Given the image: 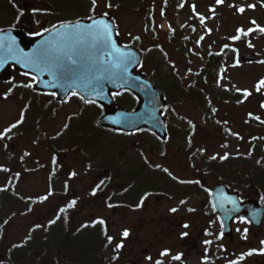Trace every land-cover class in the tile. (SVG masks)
<instances>
[{
  "label": "rangeland",
  "instance_id": "obj_1",
  "mask_svg": "<svg viewBox=\"0 0 264 264\" xmlns=\"http://www.w3.org/2000/svg\"><path fill=\"white\" fill-rule=\"evenodd\" d=\"M43 1L14 0L22 10V19L28 29H32L31 32L39 31L44 27L45 21L41 17L45 12L41 6H44L46 1ZM83 2L84 6H88L86 0H83ZM195 3L197 6H195L194 16L199 15V18L202 16L204 20L203 22L200 20L198 32L194 35V49L190 54H183L182 51L175 50L167 42L164 37L165 33L169 31L166 21L161 22L160 27H158L160 35L157 40L165 47L164 58L165 63L168 65H165V67L169 68L166 71L177 72L182 79L183 89L187 86V79H190L200 69L203 60L211 54H219L221 49L230 51L228 52L229 58L233 53L237 55L238 59L245 53L252 52L257 55L259 62L255 64L238 65V67L225 70L223 81L218 84L219 89L222 87L238 88L242 93L245 91L250 93L241 103H225L224 101L218 103L219 107L223 106L220 105L222 102L225 103V108L220 116L224 122L228 123L233 136L220 127L207 125L206 120L191 102L179 101L176 104L174 103L173 108L165 112V117L169 121L168 124L176 138L174 139L176 145L166 144L161 147L160 151L162 153L153 156L142 146L137 147V144H132L130 148L134 152L131 158L138 159L141 164L148 163L154 169L166 170L167 174L171 175L173 179L183 185L190 186L176 183L181 186L182 192L170 191L173 192L172 197L162 189L164 194H154L144 202L141 210L136 211L131 210L130 207L113 209L102 201L89 206L84 203L89 195L87 189L95 184L91 183V174L93 175V173L92 170L88 169L90 159L87 156L80 158L75 151L71 153L67 151L66 153L71 156L69 160L71 164L70 171L75 172V177L78 179L77 182H68L73 191L86 189L80 197L81 200L77 198L79 200L78 204L69 207L71 200L58 195V193L52 195L49 189H45L49 184L50 177L53 175L51 162L54 153L50 145V139L61 131L69 116L78 112L77 106L63 105L55 117L40 122L41 128L46 130L48 134L45 144L36 139L35 136L32 143L29 137L16 135V133L9 135L4 140L7 146L0 148V189H4L1 186L7 185L9 178L14 175L13 169L16 167L17 162H21V157L26 156L27 152H31L37 159H45L46 164H49V166L44 170L49 171L50 176L47 181V172L37 168L40 163L35 158L30 162L35 166L31 178L27 179L26 173L23 172L22 178L18 179L19 189H17V193L22 198H35L38 200V197L41 199V197L47 196V200L44 199V201L49 202L40 208V213H33L32 217H12L8 226L4 229L3 238L0 241V262L6 260L4 256L6 247L15 241L22 240L27 235L29 228L36 225L31 226L34 220L38 222L45 221L52 210L55 215L56 204L59 201L61 206L67 208L66 217H72L75 223L77 221L85 223L86 218H88V222H91L92 217L96 221L103 219L106 222L107 236L113 237V241L111 244L107 243V248L101 252L103 264H151L146 257L151 256L156 259L159 256L158 254L165 249L170 250L171 256L183 253L188 264H202L200 262L201 255L206 249L204 243L210 242L209 239H214L210 234L217 235L218 232L217 225H211L203 215L204 210H208L204 190L211 189L218 183L228 182L222 178L221 174L209 172L206 162L204 167V161L213 159V157L218 161L225 155L228 157L244 155L248 153L252 146V142H250L252 136L254 134L264 135V106H262L264 105V88L257 91L259 82L264 80V32L259 31V29L264 28V6L255 0H223V3L220 4L217 3V0H195ZM24 4L31 5L37 13V17L33 14L35 12L25 11ZM150 4L151 0H145L142 9L136 12L124 11L125 13L121 14L118 11L108 12L106 1L97 0L95 12L100 14L110 13L118 21L121 19L123 37L128 41L133 36L141 35L143 27L141 18ZM157 4L161 8L163 0H157ZM170 4L174 7L176 1L171 0ZM211 5L212 8L208 12L207 8ZM1 6L3 5L0 4ZM240 7L245 9L242 14L237 10ZM78 11L80 10L78 9ZM169 13L171 14L172 26L178 29L188 22V14L191 11L188 10L186 14L178 16L174 9L171 12L169 10ZM3 23L4 19L0 16V25ZM238 29H243V33L238 32ZM254 32L259 33L256 38H253L251 34L247 36L249 33ZM245 35L247 37L241 41L242 36ZM237 36H239V39H234ZM25 83H30V81L25 77H17L5 88L0 85V133L4 132L11 124L17 123L21 113V104L19 105L18 98L8 94L5 99V94L12 86L23 89L24 87L21 85ZM255 115H259L262 125L255 126L248 123V120H251L249 118H253ZM238 134L242 135L241 140L234 138ZM182 137L185 139H182ZM11 146L14 152L9 155L11 154ZM139 166V163H136L135 168L137 169ZM132 171L133 168H129V172ZM67 176H69L67 173L64 174V177ZM225 179L230 180L231 183H234L235 180L239 181L230 172L225 173ZM195 181H199V183H195ZM122 183L123 181L112 178L108 184L109 189L116 188ZM152 183L156 184V181ZM195 184H197L196 187ZM103 187L105 186L103 185ZM193 187L194 189H200L196 194V199H194V196L185 193L188 191L186 188ZM55 191L61 192V189H55ZM158 191L160 190L157 189L156 193ZM173 208L177 209L175 213L170 211ZM91 211H93V215L90 218ZM184 224L189 225V227L184 228ZM76 228L77 226H72L71 230ZM125 229L130 232V235L122 241L124 247L116 251V244L121 242V233ZM246 229L245 224L237 225L235 235L238 242L240 238H244L241 233ZM184 232H187L188 235L181 238V233ZM253 233H263L264 235V227L255 230ZM207 235H210V237ZM254 235L251 233L249 239L251 242L256 243L257 240L254 239ZM214 245L212 246L214 247ZM237 251L241 255L246 254V248H240ZM164 260L169 264L171 257H164ZM223 260H226V258ZM250 263L249 259L247 264ZM215 264H219V262Z\"/></svg>",
  "mask_w": 264,
  "mask_h": 264
},
{
  "label": "water",
  "instance_id": "obj_2",
  "mask_svg": "<svg viewBox=\"0 0 264 264\" xmlns=\"http://www.w3.org/2000/svg\"><path fill=\"white\" fill-rule=\"evenodd\" d=\"M264 2V0H260ZM104 20L111 25V35L116 47L131 56L127 63V72L115 74L113 64L117 58L110 47H105L91 36H77L74 33L64 36L63 30L52 29L44 36L25 37L21 32L5 31L0 33V80L10 77V68L30 75H35L41 81L35 88L39 91L55 92L58 100H65L75 90L85 99H94L103 107L104 117L99 125L114 131L133 132L142 129L152 131L161 139L166 138L165 119L162 113L166 107L163 95L149 80L137 73L142 60L139 51L130 46H122L117 36V27L112 19L101 16L96 20ZM82 27L93 24L90 21H78ZM76 23V22H75ZM72 23V24H75ZM65 47L76 50L78 64L73 72L64 79H55L48 68L34 71L32 66H25L26 57H35L44 49L56 51ZM242 62L252 63L255 56L245 55ZM57 86L53 87L52 84ZM123 90L130 91L139 100L135 112L123 111L115 107L112 94ZM214 205L221 217L224 234L231 236L230 224L235 218L245 217L257 223L264 218V210L255 202L240 203L238 195H231L224 185H219L212 191Z\"/></svg>",
  "mask_w": 264,
  "mask_h": 264
},
{
  "label": "trees",
  "instance_id": "obj_3",
  "mask_svg": "<svg viewBox=\"0 0 264 264\" xmlns=\"http://www.w3.org/2000/svg\"><path fill=\"white\" fill-rule=\"evenodd\" d=\"M156 0H151V4L145 10V14L142 16V21L147 23L149 26L152 25L153 20L158 18H162L166 15L169 17L170 12L174 9L173 6L170 7L171 0H163L164 8L159 12L158 6L155 2ZM179 2H183V0H176ZM113 5V11H118L121 14L125 13L124 11L136 12L144 7L145 0H108ZM121 23V19L119 20ZM123 27H121L122 29ZM157 31V27L155 26L152 29H148L145 31L142 39L134 36L130 39V43L135 46H139L146 52V58L144 60L143 68L148 71L153 79H157L156 77H162L163 72L162 68L166 63L164 62L163 55L161 51H165L164 45L157 41L158 36L154 31ZM123 31L121 32V36ZM169 39L166 40L172 44L178 45L181 49L185 48L186 50L190 47L187 44L188 40L183 38V31H176L175 33L168 36ZM185 39V40H184ZM161 46V47H160ZM222 57H210L204 65V67L196 72L191 79L188 80L187 86L185 89L182 88V80L176 74L168 73L166 80L170 83L169 92L171 93H179L182 100H188L193 103V105L199 110L204 119L206 120L207 125L213 127L224 126V121L221 119L220 114L223 112L225 108V103L227 102H239L241 99V95L237 92H232V89H217L215 87V82L218 79V70L217 65L222 62ZM164 78V79H165ZM162 79V80H164ZM169 92H165L168 99H170ZM30 97V93L27 90L23 91V95L21 99H26ZM34 104L37 108H40L39 104V96L34 95L33 97ZM222 102L219 107L218 103ZM136 101L129 95H123L122 97L117 99V104L131 109L135 106ZM172 105L170 104V107ZM81 123L79 126H76L73 129V138L76 141V148L80 149L83 153H87L90 157L95 158L98 161H102L104 154H110L113 157H119L123 159V155L127 154L129 150L125 149L127 141H138L140 138V142H147V139L142 138L141 135L136 136H125L122 134H114L108 131H103L94 126V118L90 116H86L87 113L96 114L99 116L101 111L99 108L95 106H84L80 111ZM220 120V121H219ZM83 121V122H82ZM222 121V122H221ZM84 123V124H82ZM87 129V130H86ZM69 137V135H66ZM171 136V132H170ZM151 138L150 136H148ZM142 139V140H141ZM154 139V138H153ZM95 140L97 142L95 143ZM103 140L107 141L109 144H103ZM68 145V143H66ZM88 150H87V148ZM85 155V154H84ZM264 153L260 148H255L252 152V155H249L232 159L228 158L223 161H212L208 164V170L212 173H219L222 175V178L225 179V173H231L234 171V178L239 181H234L231 184L235 187L241 186L242 189H263L264 188ZM98 170H103L99 168ZM100 172V171H99ZM105 174V173H104ZM111 174L116 175L119 179L124 178L128 180L127 177H123V174L117 168L111 169ZM99 176V175H98ZM100 178V177H99ZM135 179V177H133ZM230 182V180L225 179ZM132 185H137V183H133ZM122 186V184L120 185ZM98 233V232H97ZM37 234V233H36ZM35 234V235H36ZM69 241H75L72 239H64L59 240L57 242H49L50 248L48 249L46 246V242L39 241L33 242L32 249L34 252L44 251L41 254H37L34 256V260L36 264H52L51 260L53 257H61V252L67 249V243ZM104 242L99 241L96 250L100 253L103 249ZM45 247L49 250L48 254H45ZM14 259V258H13Z\"/></svg>",
  "mask_w": 264,
  "mask_h": 264
},
{
  "label": "snow or ice",
  "instance_id": "obj_4",
  "mask_svg": "<svg viewBox=\"0 0 264 264\" xmlns=\"http://www.w3.org/2000/svg\"><path fill=\"white\" fill-rule=\"evenodd\" d=\"M217 3H223V0H217ZM97 6V0H91V10L94 12L95 7ZM106 7L111 8L112 4L109 2L106 4ZM235 7V6H233ZM254 7V6H250ZM194 10V6H193ZM239 13H243L245 9L243 7H240L237 9ZM214 11V9H212ZM35 14V13H33ZM20 15H23V13H20ZM106 16L107 13H104ZM89 19H92L94 22L93 24L87 26V27H82L79 22H76L75 24L72 23H65L61 25L54 26L56 31L59 33L61 30H63V35L68 36L70 34H75L77 36L81 35H88L91 36L97 43L105 46V47H110L114 53H116L117 58L113 64V67L117 70L115 74L122 75L123 73L127 72V63L131 61V56L127 53L121 52L115 45L114 41L112 40V35H111V25L108 23H105L104 20H96L94 17H89ZM200 20L203 22L204 17H200ZM253 23H255L253 21ZM52 29H44L43 31L35 33L37 36H44L45 32H51ZM259 31L264 32V28L259 29ZM238 32L243 33V29H238ZM138 39V38H137ZM234 39H239V36L235 37ZM78 60H77V55H76V50L72 47H65L63 49H58L56 51H50L48 49H44L41 51L38 55L35 57H26L25 58V66H32L34 71H43L44 68H48L51 74L55 79H64L66 76H69L75 66H77ZM31 80L35 83H25L21 85L24 88H34L35 84L41 83V81L37 78V76L32 75ZM53 87H56L57 84L53 83ZM260 88H264V80H261L259 82V86L257 88V91L260 90ZM245 96L250 95L249 92L245 91L243 93ZM54 95V94H53ZM72 96H78L79 94L73 90L71 92ZM7 97L5 96V99ZM81 100L84 101L85 104H94L96 101L94 99H85L84 96H79ZM264 106V105H262ZM23 121V114L21 115V119L17 123L11 124L4 132L0 133V140L5 139V137L8 136L9 133L13 131V129L17 128L20 124H22ZM215 159V157H213ZM221 159H228V156L225 155ZM5 171H7L5 169ZM166 171V170H165ZM73 176H75V173H72ZM195 183H199V181H195ZM0 191H3V189H0ZM92 195H96V192L94 191ZM47 196L44 197L45 200H47ZM75 201L73 200L71 204H69V207H72L75 205ZM109 207H113L114 205L109 204ZM138 206H143V200L139 202ZM215 206V205H214ZM171 212L175 213L177 211L176 208H173L170 210ZM191 211V210H190ZM247 222V221H244ZM52 223H55V220L52 221ZM96 224H99L103 226V231L104 234L107 236V226L106 222L103 219L97 220L95 222ZM184 228L189 227V225L184 224ZM130 235V232L125 229L121 233V242L116 244V251H119L124 247L123 240L127 239ZM188 233L184 232L181 233V238L187 237ZM113 241V237L107 236V242L111 244ZM210 243V242H206ZM262 244H264V241H262ZM252 252H249L248 255H252ZM259 254L264 255V251H261ZM160 257H167L171 256V252L168 249H165L164 251H161L158 254ZM181 255L177 254L175 256H172V259L175 261L181 260ZM146 259L151 262V264H163V261L160 259H157L153 261V258L151 256H147Z\"/></svg>",
  "mask_w": 264,
  "mask_h": 264
},
{
  "label": "flooded vegetation",
  "instance_id": "obj_5",
  "mask_svg": "<svg viewBox=\"0 0 264 264\" xmlns=\"http://www.w3.org/2000/svg\"><path fill=\"white\" fill-rule=\"evenodd\" d=\"M258 234L255 233V236H257ZM262 241H264V235L263 233L261 234L260 240L259 242H256L253 245V254L249 256L250 258V264H264V255L259 254V252L264 251V246L260 245V243H262ZM244 263V261H243ZM247 264V263H244Z\"/></svg>",
  "mask_w": 264,
  "mask_h": 264
}]
</instances>
